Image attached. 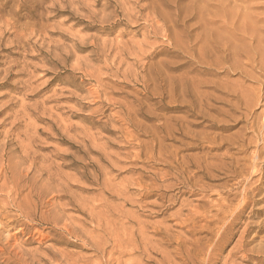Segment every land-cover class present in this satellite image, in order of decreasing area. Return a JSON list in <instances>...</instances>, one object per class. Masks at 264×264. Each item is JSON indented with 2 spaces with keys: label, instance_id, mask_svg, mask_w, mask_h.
<instances>
[{
  "label": "rangeland",
  "instance_id": "374dc122",
  "mask_svg": "<svg viewBox=\"0 0 264 264\" xmlns=\"http://www.w3.org/2000/svg\"><path fill=\"white\" fill-rule=\"evenodd\" d=\"M206 1L0 0V264H264V0Z\"/></svg>",
  "mask_w": 264,
  "mask_h": 264
},
{
  "label": "bare ground",
  "instance_id": "6f19581e",
  "mask_svg": "<svg viewBox=\"0 0 264 264\" xmlns=\"http://www.w3.org/2000/svg\"><path fill=\"white\" fill-rule=\"evenodd\" d=\"M205 1H206V0H205ZM219 1H222V0H219ZM223 1H225V0H223ZM223 1H222V2H223ZM233 1H234V0H233ZM239 1H240V0H239ZM206 2H207V1H206ZM211 2H212V1H209V4H210ZM215 2H217V0H216ZM222 2H220V3H222ZM226 2H228V1H226ZM235 2H236V1H235ZM244 2H245V1H244ZM246 2L248 3V1H246ZM246 2H245V3H246ZM249 2H250V0H249ZM217 3H218V5H219V2H217ZM217 3H216V4H217ZM230 3H233V2L230 1ZM241 3H243V2L241 1ZM247 3H246V4H247ZM209 4H208V5H209ZM211 4H212V3H211ZM225 4L228 5L229 3H224V5H225ZM234 4H235V3H234ZM236 4H237V3H236ZM236 4H235V5H236ZM249 4H251V2H250ZM201 5H202V2H201ZM220 5H221V4H220ZM220 5H219V6H220ZM227 5H226V7H227ZM237 5H238V4H237ZM240 5L242 6L243 4H240ZM244 5H245V4H244ZM244 5H243V6H244ZM205 6H206V5H205ZM248 6H252V4H251V5H248ZM203 7H204V6H203ZM221 7H223V6H221ZM226 7H223V8H226ZM231 7H232V8L237 7V10H238V7H239V6H235V7L231 6ZM245 7H246V6H245ZM245 7H243L245 10L249 8V7H247V8H245ZM206 8L208 9V7H206ZM206 8H205L204 10H206ZM215 8L218 10V12H219L220 14L223 13V12L226 13V11L223 10L222 8H217V7H215ZM229 8H230V7H229ZM229 8H228V9H229ZM241 8H242V7H241ZM243 8H242V9H243ZM211 9H212V8H211ZM213 9H214V7H213ZM216 9H215V10H216ZM242 9H240V10H242ZM244 9H243V10H244ZM251 9H252V7H251ZM251 9H250V10H251ZM201 10H202V9H201ZM204 10H203V11H204ZM233 10H234V12H236L235 9H232L231 11H233ZM213 11H214V10H213ZM228 11H229V10H228ZM238 11H239V10H238ZM234 12H233V13H234ZM240 12H243V11H240ZM251 12L253 13V11H250V13H251ZM199 13H201V12H199ZM204 13H205V12H204ZM243 13H249V12L247 11V12H243ZM211 14H212V13H211ZM220 14L216 15L217 18H219V17L221 16ZM253 14H255V13H253ZM198 15H199V14H198ZM201 15H202V13H201ZM201 15H200V16H201ZM206 15H207V13H206ZM208 15L211 17L210 14H208ZM208 15H207V17H208ZM219 15H220V16H219ZM247 15H250L251 17L253 16V15H251V14H247ZM255 15H256V14H255ZM212 16H213V15H212ZM218 16H219V17H218ZM224 16H225V15H224ZM224 16H223V18H224ZM237 16L239 17V15H237ZM240 16H241V15H240ZM256 16H258V15H256ZM198 17H199V16H198ZM226 17H229V16H226ZM238 17H237V18H238ZM253 17H254V16H253ZM253 17H252V19H253ZM200 18H202V17H200ZM200 18H199V19H200ZM211 18H212V17H211ZM211 18H210V19H211ZM213 18L215 19L216 17H213ZM232 18H234V17H232ZM235 18H236V17H235ZM257 18H259V17H256V19H254V20L259 21L260 19L257 20ZM228 19H229V18H228ZM240 19H241V18H240ZM244 19H245V16H244ZM202 20H203V19H202ZM219 20H220V19H219ZM226 20H227V19H226ZM229 20H230V19H229ZM235 20H237V19H235ZM242 20H243V18H242ZM254 20H253V21H254ZM211 21H212V20H211ZM216 21H217V20H216ZM220 21H221V20H220ZM230 21H231V20H230ZM249 21L252 22L250 19H249ZM206 22H207V21H206ZM212 22H213V21H212ZM212 22H211V23H212ZM214 22H215V20H214ZM224 22H225V21H224ZM238 22H239V21H238ZM238 22H236V23H238ZM247 22H248V20L246 21V23H247ZM209 23H210V22H209ZM209 23L207 22V23H205V24L208 25ZM216 23H217V22H216ZM227 23H228V22H227ZM227 23H226V24H227ZM232 23H233V22H232ZM232 23H231V25H232ZM241 23H242V22H241ZM233 24H234V23H233ZM244 24H245V23H244ZM244 24H242V25H244ZM252 24H253V23H252ZM255 24H256V23H255ZM207 25H206V26H207ZM222 25H224V23H223ZM229 25H230V22H229ZM242 25H241V26H242ZM246 25H247V24H245V27L248 26L247 28H250V27L252 28V27L255 26V25H253V26H249V25L246 26ZM250 25H251V23H250ZM256 25H258V23H257ZM219 26H220V24H219ZM224 26H225V25H224ZM226 26H227V25H226ZM238 26H240V25H238ZM241 26H240V27H241ZM210 27H211V26H210ZM220 27H221V26H220ZM232 27H233V26H232ZM232 27H231V28H232ZM258 27H259V26H258ZM223 28H224V27H223ZM225 28H226V27H225ZM236 28H237V27H236ZM236 28H235V31H236ZM241 28H242V27H241ZM241 28H239V29H241ZM243 28H244V26H243ZM247 28H246V30H247ZM251 28L248 29V30H251ZM256 28H257V26H256ZM256 28H254V29H256ZM211 29H212V28H211ZM226 29H227V28H226ZM226 29L223 30V31H225L224 33H226ZM239 29H238V30H239ZM254 29H252V31L255 32ZM206 30H207V29H206ZM209 30H210V28H209ZM243 30H245V28L242 29L241 31L239 30V31H240V35H241V32H243ZM248 30L246 31L247 34L249 33ZM211 31H212V30H211ZM223 31H220L219 33L223 32ZM228 31H229V30H228ZM231 31H232V30H231ZM239 31H238V32H239ZM252 31H251V32H252ZM232 32H233V31H232ZM232 32H231V33H232ZM238 32H237V33H238ZM257 32H258V28H257ZM257 32H256V33H257ZM219 33H218V34H219ZM231 33H230V35H231ZM233 33H234V32H233ZM233 33H232V34H233ZM237 33H236V34H237ZM226 34H227V33H226ZM247 34H245V35L242 34V36H243V35L246 36ZM230 35H228V36L230 37ZM233 35H235V33H234ZM248 35H249V34H248ZM248 35H247V36H248ZM250 35H251V33H250ZM252 35H253V34H252ZM254 35H255V34H254ZM254 35H253V36H254ZM220 36H221V35H220ZM228 36H226V37H228ZM238 36H239V35H238ZM242 36H241V37H242ZM253 36H252V37H253ZM217 37H218V36H217ZM223 37H224V36H223ZM229 37H228V38H229ZM231 37H232V36H231ZM248 37H250V36H248ZM254 37H255V36H254ZM256 37H257V36H256ZM228 38H227L226 40H228ZM237 38H238V37H237ZM211 39H212V38H211ZM220 39H221V38H219V40H220ZM233 39H234V36H233ZM238 39H239V38H238ZM253 39H254V38H253ZM255 39H256V38H255ZM221 40H222V39H221ZM241 40L244 41L245 39L243 38V39H241ZM247 40H248V38H247ZM257 40H258V39H256V41H257ZM223 41H224V40H223ZM236 41H237V40H236ZM252 41H254V40H252ZM252 41H251V42H252ZM258 41H259V40H258ZM220 42H221V41H220ZM224 42H225V41H224ZM224 42H223V43H224ZM226 42H228V41H226ZM230 42H231V40H230ZM232 42H233V41H232ZM232 42H231V43H232ZM240 42L242 43V41H239V43H240ZM244 42H246V41H244ZM247 42L249 43L250 41L248 40ZM247 42H246V43H247ZM218 43H219V42H218ZM246 43H244L245 45L243 46V47H244V51L247 50V47L249 46V44H250V45L252 44V43H249V44H247L248 46H246ZM224 44H225V43H224ZM227 44H228V43H227ZM205 45H206V44H205ZM218 45H220V44H218ZM218 45H217V46H218ZM221 45L223 46V44H221ZM234 45H235V43H234ZM234 45H230V46L232 47V46H234ZM230 46H229V47H230ZM236 46H238V45H236ZM245 46H246V47H245ZM225 47H226V46H225ZM229 47H228V49H229ZM234 47H235V46H234ZM253 47H254V46H253ZM222 48H223V50H224V47H222ZM235 48H236V47H235ZM240 48H241V47H240ZM245 48H246V50H245ZM251 48H252V45H251ZM251 48H248V49L251 50ZM231 49H233V47H232ZM231 49H230V50H231ZM256 49H257V48H256ZM225 50H226V49H225ZM254 50H255V49H254ZM241 51H242V50H241ZM236 52H238V51L236 50ZM250 52L254 53L253 51H250ZM250 52H248V54H249L250 56H252V55H251L252 53L250 54ZM227 53H228V55L230 54L229 51H227ZM224 54H225V53H224ZM224 54H223V55H224ZM233 54H234V52H232L231 55H233ZM237 54H238V53H237ZM254 54H255V53H254ZM231 55H230V56H231ZM241 55H242V54H241ZM245 55H247V54H245ZM255 55H256V54H255ZM226 56H227V55H226ZM233 56H234V55H233ZM253 56H254V55H253ZM227 57H228V56H227ZM231 57H232V56H231ZM254 57H255V56H254ZM254 57H253V59H254ZM225 58H226V57H225ZM228 58H230V57H228ZM236 58H237V57H236ZM236 58H235V59L233 58V59L236 60ZM249 58H250V57H249ZM262 59H263V58H262ZM231 60H232V59H231ZM234 62H235V61H234ZM236 62H237V61H236ZM236 62H235L234 64H236ZM260 62H261V61H260ZM249 63H250V62H249ZM251 64H252V63H251ZM229 66H230V65H229ZM236 68H237V66H236ZM242 91H243V90H242ZM256 93H257V92H256ZM259 97H260V96H259ZM262 97H264V93H263ZM252 98H253V97H252ZM247 99H248V97H247ZM247 99H246V100H247ZM263 99H264V98H263ZM259 101H260V100H259ZM250 103H251V102H250ZM257 103H259V102H256V104H257ZM248 104H249V103H248ZM248 104H246V105H248ZM246 117H247V116H246ZM256 120H257V119H256ZM189 136H190V135H189ZM255 157H256V156H255ZM176 160H177V159H176ZM183 161H184V160H183ZM183 161H182V162H183ZM183 163H184V162H183ZM183 163H182V164H183ZM186 163H187V162H185L184 164L186 165ZM231 163H232V162H231ZM171 164H172V163H171ZM198 164H200V163H198ZM232 164H233V163H232ZM188 165H189V164H188ZM194 165H196V164H194ZM207 165H208V164H207ZM237 165H238V164H237ZM199 166H200V165H199ZM205 166H206V164H205ZM197 167H198V166H197ZM201 167H202V166H201ZM203 167H204V165H203ZM206 167H207V166H206ZM208 167H209V165H208ZM183 168H184V167H183ZM198 168H200V167H198ZM244 168H245V166H244ZM203 169H204V168H203ZM206 169H207V168H206ZM208 169H209V168H208ZM200 170H201V169H200ZM242 170H243V169H242ZM261 172H262V171H261ZM189 173H190V172H189ZM244 185H245V184H244ZM243 187H244V186H243ZM243 189H244V188H243ZM245 199H248V198H247V195H245ZM246 202H247V200H246ZM225 203H226V202H225ZM225 203H223V204H221V202L218 203L219 205L221 204L222 206H220V207L218 206V207H219V208H217V209H218V212H217L215 215L213 214V215H214V217H213L214 219H215V217L218 218L217 216H219V214H220L219 218H220V221H223L222 224L225 223V222H224V220H226L225 217L227 216V214H228L229 211H230V210H229V205H228V204H225ZM243 203H244V202H243ZM218 204L216 203V205H218ZM245 204H246V203H245ZM212 205H213V204H212ZM215 208H216V206H215ZM236 208H237V207H236ZM205 209H206V208H205ZM232 209H233V208H232ZM237 209L239 210V208H237ZM215 210H216V209H215ZM204 211H205V210H204ZM231 211H232V210H231ZM231 211H230V212H231ZM24 213H25V212H24ZM232 213H233V212L230 213V214H231V219L229 220V224L232 222V220H234V219L237 217L236 214H233V215H232ZM237 214H239V213H237ZM203 215H204V214H203ZM213 215H212V216H213ZM229 217H230V216H229ZM213 218H211V221H212ZM216 220H217V219H216ZM214 221H215V220H214ZM214 221H213V222H214ZM218 221H219V220H218ZM211 223H212V222H211ZM217 223H219V222H216L215 225H217ZM226 223H228V222H226ZM222 224H221V226H222ZM229 224H228V225H229ZM223 225H224V224H223ZM219 227H220V226H219ZM219 227H218V228L216 227V228L219 229ZM220 228H221V227H220ZM221 229H222V228H221ZM226 229L228 230L227 226H226ZM226 229H224V230L222 229V231L220 230V231H221L220 233H216V234H218V236H223V237H224V234H226V232H225ZM218 232H219V230H218ZM218 236H217V238H218ZM220 238L222 239V237H220ZM220 238H219V239H220ZM211 240H212V239H211ZM217 241H218V239H217ZM220 241H221V240H220ZM210 245H211V244H210ZM209 250H210V249H209ZM208 253H209V252H208Z\"/></svg>",
  "mask_w": 264,
  "mask_h": 264
}]
</instances>
